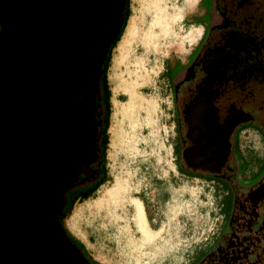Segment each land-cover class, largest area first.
<instances>
[{"label":"flooded vegetation","instance_id":"flooded-vegetation-1","mask_svg":"<svg viewBox=\"0 0 264 264\" xmlns=\"http://www.w3.org/2000/svg\"><path fill=\"white\" fill-rule=\"evenodd\" d=\"M89 1L87 15L99 26L114 6L117 31L98 63L88 115L79 109L65 116L66 136L49 137L53 146L39 163L51 174L48 183L38 179L39 201L46 220L58 226L50 235L58 264H70L69 259L71 264H93L55 217L64 210L59 192L64 186L78 194L104 174L101 62L128 10V0H115L102 11L98 7L105 0ZM202 24L186 61L173 74L175 167L222 189L220 261L264 264V0H205ZM250 134L256 139H247Z\"/></svg>","mask_w":264,"mask_h":264},{"label":"rangeland","instance_id":"rangeland-1","mask_svg":"<svg viewBox=\"0 0 264 264\" xmlns=\"http://www.w3.org/2000/svg\"><path fill=\"white\" fill-rule=\"evenodd\" d=\"M144 5L128 0L105 69L104 181L84 199L72 191L61 224L101 264H190L210 247L222 223L221 187L175 167L173 74L201 33L205 0ZM134 206L149 228L146 240L134 222Z\"/></svg>","mask_w":264,"mask_h":264},{"label":"water","instance_id":"water-1","mask_svg":"<svg viewBox=\"0 0 264 264\" xmlns=\"http://www.w3.org/2000/svg\"><path fill=\"white\" fill-rule=\"evenodd\" d=\"M87 1L0 0V264H58L50 250L58 226L43 207L45 229L35 224L38 163L76 103L85 100L88 115L98 63L117 31L103 35L106 21L94 23ZM87 71L89 91L77 83Z\"/></svg>","mask_w":264,"mask_h":264},{"label":"trees","instance_id":"trees-1","mask_svg":"<svg viewBox=\"0 0 264 264\" xmlns=\"http://www.w3.org/2000/svg\"><path fill=\"white\" fill-rule=\"evenodd\" d=\"M128 12V10H127ZM125 12L124 17L122 19V23L120 26V29L117 33V35L114 37V39L112 40L110 46H109V50L107 51L106 55L104 56L102 62H101V74H100V78H99V84H100V88H101V96H99L98 98V103L100 105V109H101V124H102V130H101V135H102V144H101V152L100 155L103 157L104 156V151H105V145H106V128H107V122H108V88L106 85V76H105V69L107 67L108 64V60H109V56H110V51L111 48L114 46V44L116 43V41L119 39L121 32L124 28L125 25V21L127 18L128 13ZM100 173L102 172V170L99 171ZM104 172V169H103ZM180 172V171H179ZM104 181V174L98 179L96 180V182L93 184V186H91V188L81 191L79 192L77 195L78 197L84 199L86 197H88L96 188L98 185H100L102 182ZM71 189L68 186H64V188H62V190H64V192L59 191L61 194V205L63 206V208L65 207H70L72 204L71 199L69 198V194L71 193ZM69 192V193H68ZM68 193V195H67ZM223 201V199H222ZM64 210H60L59 215H57V217H55V222L58 223L59 225H61V219L64 217ZM61 231L64 233H67L66 230L63 228H61ZM68 235V233H67ZM69 238L70 240L77 246L80 248V250H82L83 253L87 254L85 247L83 246V244L75 239L73 236H71L69 234ZM220 235L219 233L217 234L216 238L213 240V242L211 243L210 247H208L204 252H202L199 256H197L196 258H194L192 260V262L190 264H223V259H221L220 261V256L218 255V244L220 243ZM91 262L93 264H101L99 262H97L96 260H94L93 258H91L89 256ZM219 259V260H218Z\"/></svg>","mask_w":264,"mask_h":264},{"label":"bare ground","instance_id":"bare-ground-1","mask_svg":"<svg viewBox=\"0 0 264 264\" xmlns=\"http://www.w3.org/2000/svg\"><path fill=\"white\" fill-rule=\"evenodd\" d=\"M87 1V0H86ZM89 1V0H88ZM87 1V2H88ZM95 1V0H94ZM115 2V0H105L103 3H101L100 5H99V7L98 8H100L101 9V11H102V9H104V8H106V7H109L111 4H113L112 2ZM139 1V3L142 5V7L145 9V5H144V0H138ZM153 1V0H152ZM86 2V3H87ZM101 2V1H100ZM85 3V4H86ZM146 3V2H145ZM153 6V5H152ZM149 7V6H148ZM97 8V7H96ZM151 8V7H150ZM107 9V8H106ZM147 9V8H146ZM105 10V9H104ZM109 11H110V17L106 20V22H105V25H103V26H101L100 28H99V30H100V32L103 34V35H107V34H109L110 32H111V30L113 29L114 30V28H115V26H116V20H115V17L113 16L114 15V6H111L110 7V9H109ZM150 14H151V12H150ZM153 14V13H152ZM155 15V14H154ZM123 41H126V38H127V35H128V31H126L125 32V34L123 33ZM146 42H149V40L148 39H146ZM138 70V69H137ZM133 72V71H132ZM137 73H139V72H137ZM86 75L83 77V78H81L80 80H78L77 81V83L79 84V85H82V86H84L86 89H88V91H89V84L91 83V75L92 74H90L89 75V73H88V71L85 73ZM140 74V73H139ZM135 75V74H134ZM135 78V77H134ZM136 79V78H135ZM139 79V78H138ZM126 81V80H125ZM137 81V80H136ZM134 86V85H133ZM124 88V87H123ZM135 88V87H134ZM86 89H84V90H86ZM136 93V92H135ZM135 98V97H134ZM83 102V104L84 105H81V103L80 104H78V103H76L75 105H74V107L72 108V111L68 114V115H70V114H72L73 112H75V111H77V110H82V111H87L86 110V104H85V100H83L82 101ZM128 102V101H127ZM129 102H130V100H129ZM132 102V101H131ZM134 104V103H133ZM89 106V105H88ZM123 106V105H122ZM122 106H120L121 108H122ZM118 107V106H117ZM126 107V106H125ZM131 107V106H130ZM85 109V110H84ZM128 109V108H127ZM64 127V128H63ZM62 128H61V134H59L58 136H55V137H59V136H63V137H65L66 136V134H67V129L65 128V126H63ZM45 145H47L46 146V148H45V150H49V147L50 146H53V143H52V141H49V142H47L46 141V143H45ZM51 149V148H50ZM41 163V162H40ZM39 164V163H38ZM38 177V178H37ZM36 178H37V181H38V179H39V181H41V183H48V180H50V178H51V174H50V172L46 169V168H38L37 169V173H36ZM39 181H38V185H37V189H34L35 191L37 190V191H39V192H41L42 191V185H41V183H39ZM132 198H134V197H132ZM134 209H135V215H134V222H135V224H136V227H137V229L139 230V232L141 233V236H142V238H143V240H146V239H148L149 238V236H150V231H149V228L143 223V220L140 218V216L138 215V209H137V207H135L134 206ZM43 223H44V220H43V214L40 212V201H39V203H38V206H37V210H36V216H35V224L37 225L36 227H41V228H43V229H45V226L43 225ZM49 227V226H48ZM47 228V227H46ZM48 229V228H47ZM53 232H55L54 230H50V235H53ZM38 234H43L44 235V238H46L47 239V236H46V233L44 232H42V233H38ZM48 244V243H47Z\"/></svg>","mask_w":264,"mask_h":264},{"label":"crops","instance_id":"crops-1","mask_svg":"<svg viewBox=\"0 0 264 264\" xmlns=\"http://www.w3.org/2000/svg\"><path fill=\"white\" fill-rule=\"evenodd\" d=\"M204 13H205V12H204ZM248 137H249V138H247V139H251V140L256 139V135H255V134H250Z\"/></svg>","mask_w":264,"mask_h":264}]
</instances>
